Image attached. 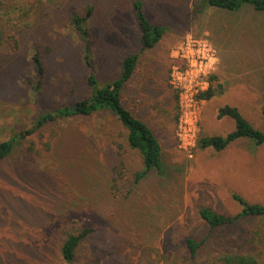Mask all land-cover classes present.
<instances>
[{"label":"rangeland","instance_id":"rangeland-1","mask_svg":"<svg viewBox=\"0 0 264 264\" xmlns=\"http://www.w3.org/2000/svg\"><path fill=\"white\" fill-rule=\"evenodd\" d=\"M135 1L0 0V142L31 129L42 112L89 95L91 71L105 84L120 75L126 56L141 52L125 103L154 129L165 162L164 173L136 182L142 155L108 111L59 119L22 138L0 161V264H70L61 244L85 226L95 231L73 264H240L241 257L264 264V217L211 232L199 213L201 206L241 212L236 193L264 204V144L199 145L202 136L235 129L233 118L218 116L227 104L264 131V13L205 0H142L149 20L168 27L142 51ZM89 8L86 39L73 16ZM198 50L208 57L207 73L194 67L199 77L180 79L175 68L185 73L184 56ZM211 87L216 94L203 97ZM32 145L42 152L28 151ZM121 161L129 171L115 186ZM206 236L192 255L186 239Z\"/></svg>","mask_w":264,"mask_h":264},{"label":"trees","instance_id":"trees-1","mask_svg":"<svg viewBox=\"0 0 264 264\" xmlns=\"http://www.w3.org/2000/svg\"><path fill=\"white\" fill-rule=\"evenodd\" d=\"M206 5L219 8L221 10L235 12L243 9L245 6H251L256 11L264 13V0H205ZM136 19L141 29L142 35V51L155 47L165 36L168 27L163 24L153 23L147 17L143 1L136 0L134 2ZM92 14V8H89L85 16L74 15L73 22L77 31L86 39L90 38L89 17ZM1 46V39H0ZM90 51V49H89ZM141 52L132 53L126 56L122 61V70L118 77L105 84H101L96 73L91 71L88 76L89 84L92 91L86 97L78 100L74 104L64 105L52 111H44L37 117L31 129L22 130L14 137L0 142V161L10 156L16 145L22 138L36 133L39 129L56 120L80 116L89 117L98 112L108 111L114 115L126 130L125 138L131 148L138 150L143 158V168L135 172V181L139 182L144 179L152 171L162 174L165 171V162L163 154V145L155 133L154 129L141 117L137 116L134 111L125 103L124 90L127 84L132 80ZM87 58L89 53H87ZM41 70L44 69L42 61L38 54L34 56ZM90 63L89 59L87 60ZM215 77V76H214ZM37 87V86H36ZM216 94V89H211L203 96L210 99ZM264 94V88H263ZM177 100V93L175 92ZM264 115V104H263ZM218 116L220 118L230 117L236 122L235 129L227 135H211L202 136L199 145L202 147H213L217 151L226 149L233 142L242 139H253L256 145L264 144V131L255 127L241 112L238 106L224 105L219 108ZM54 138V137H53ZM52 140L47 144V148L51 146ZM120 146H122L120 144ZM30 152H42L36 149L35 145L29 146ZM116 164L113 168L112 180L117 186L123 178L126 177L129 168L126 162ZM242 205L243 210L237 214L221 213L209 206H201L199 213L201 218L210 227L211 232L222 227L235 225L243 217H264V204L250 203L243 196L234 194ZM95 231L94 227L85 226L79 232L68 233L61 244V254L64 259L73 264L77 251L81 244ZM209 236L203 239L188 237L186 244L192 255H197L208 241ZM249 260L241 257V262L246 263ZM94 264V263H89Z\"/></svg>","mask_w":264,"mask_h":264},{"label":"built area","instance_id":"built-area-1","mask_svg":"<svg viewBox=\"0 0 264 264\" xmlns=\"http://www.w3.org/2000/svg\"><path fill=\"white\" fill-rule=\"evenodd\" d=\"M189 60V69L185 72V73H180L176 68V73H178L180 75V79L182 77H185L187 75H190L191 78H194V76L199 77L201 75V73L197 72V73H190L191 70H193L194 67H199V68H203L204 72L207 73L206 68L207 66L204 64V61L208 60V57L205 54V51L203 50H198L196 53H194L192 59L190 58V55L188 56H184ZM198 59H201L200 61H198ZM181 80H179L177 83L178 85H182Z\"/></svg>","mask_w":264,"mask_h":264}]
</instances>
